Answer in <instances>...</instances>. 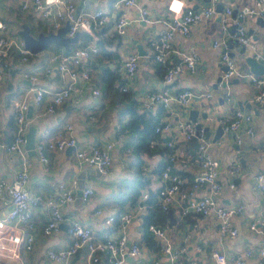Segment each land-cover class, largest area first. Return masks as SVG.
<instances>
[{"label": "crops", "instance_id": "1", "mask_svg": "<svg viewBox=\"0 0 264 264\" xmlns=\"http://www.w3.org/2000/svg\"><path fill=\"white\" fill-rule=\"evenodd\" d=\"M23 1L0 0V18L6 24L5 34L20 37L18 29L22 23L29 24L35 34L56 30L51 24V18L42 19L32 6L23 9ZM72 1L78 9L92 11L101 8L106 14V24L96 29L93 35L88 33L91 38L85 44L99 47L95 37H100L104 52L99 50L86 61L92 74L90 83L83 86V89L74 90L54 112H45L46 101L35 104L32 93H27L30 115L28 116L27 111V117L30 124L37 126L35 143L65 131L68 123L72 125L76 143L63 150H45L48 157L47 169L37 155L29 156L30 167L26 186L32 195L40 197V200L30 206L31 220L35 226L34 240L30 249H21L17 261L0 258V264H55L47 258L46 251L65 248L70 242V237L67 233V223H63L59 231L52 235L42 234V227L48 216L44 198L48 192L55 191L58 182H69L72 178L77 180L76 191L80 186L89 184L93 186L94 192L90 201L84 203L75 191L74 200L61 207L66 218L76 219L89 226L97 238L124 234L129 243L137 242L141 248L140 256L134 259L137 264H149L161 258L162 242L149 233L145 226L147 219H156L155 216L151 217V213L158 204V196L155 197L154 203H149L147 198L142 200V193L156 192L162 186L163 181L157 170L166 162H170L183 176V189L190 188L192 178L199 170L197 153L193 158L181 127V124L188 121L190 109L198 110L197 119L202 126H208L209 139L212 140L219 125L217 118L232 113L237 108L252 112L251 124L254 134L249 135L244 127L240 128L237 134L241 141L238 143L236 133L224 131L216 141H211L210 152L220 161L219 179L222 188L217 196L219 202L223 205L243 204L242 212L232 218L233 225L239 229L238 236L233 240L220 238L212 213L205 217L193 212L181 216L182 203L177 199L170 205L171 217L167 211L162 225L169 227L168 237L174 247L181 246L187 236L186 251L181 256L185 262L196 257L195 248L200 246L202 252L198 255V260L201 264H213L210 258L212 251L218 250L231 257L245 248L254 250V255L246 264H259L256 250L262 245V241L258 235L248 230V225L264 217V192L258 190L254 183L255 173L264 170V104L251 101L252 83L249 73L252 72L245 57L253 56L252 50L245 47V50L241 51L242 44L238 41L228 42V38H233L232 32L229 31L232 24L226 31L222 30L220 15L223 11L215 12L211 17L193 24L188 36L175 33L171 40L168 62H178V52L193 53L197 56V65L194 70L185 69L180 72L170 87L172 90L191 89L195 96L187 106L173 102L164 107L150 102L149 99L150 93L163 88L162 74L165 71V67L152 58L151 41L171 18V12L167 8L169 0H138L148 9L149 21L140 19L136 7H120L114 10V0ZM182 1L184 8H201L210 2ZM254 1L219 0L218 3L223 4V8L230 5L240 12L253 5ZM122 12L126 13L128 24L125 33L119 35L115 30V22ZM239 21L248 31L252 30L251 33L256 35L257 46L264 50V26L247 15ZM80 34L78 41L71 43V50L81 44ZM214 40H223L225 45L220 48L213 47ZM58 48L62 46L52 44L38 53H33L28 64L24 65L19 63L16 53L10 57L12 66L0 83L2 140L9 141L15 131L12 99L22 97L30 83L20 76L19 69L43 63L46 54ZM223 50L235 60L240 71V74L227 79L230 80L226 84L227 93H224L225 87L221 83L213 85L216 76L223 75L225 71V63L221 59ZM129 52L139 55L138 67L133 76H127L123 68V60ZM111 74L117 77L113 83L109 82ZM36 84L56 91L59 88L56 70L53 69L47 76H40ZM122 86L128 89L123 91ZM94 87L99 89V94H92ZM206 92H211L212 96L200 95ZM240 104L243 108H240ZM130 108L138 114L135 121L136 128L139 122V133L125 127L130 118ZM202 112H207V119L201 116ZM152 121H157V124L168 121L170 129L156 132L155 128H151ZM107 142L114 143L111 150L112 166L108 174H101L93 166L76 161V150L92 145H104ZM170 155H174L173 161H169ZM232 160H237L241 165L240 171L234 177L228 173ZM18 167L17 154L0 150V172L5 178L12 179ZM137 169L143 174L144 186L141 188V194L134 200L122 202V198L126 196L123 185L136 179ZM231 180L235 183L234 187L228 185ZM207 192L208 185L201 184L194 197ZM141 203L143 206H139ZM8 209L9 206L0 203V216ZM127 211L131 212L132 218L125 224L120 221V216ZM109 216H115L112 223H107ZM83 260L84 253L78 251L70 264H81ZM103 261L104 259L97 264H103Z\"/></svg>", "mask_w": 264, "mask_h": 264}, {"label": "built area", "instance_id": "2", "mask_svg": "<svg viewBox=\"0 0 264 264\" xmlns=\"http://www.w3.org/2000/svg\"><path fill=\"white\" fill-rule=\"evenodd\" d=\"M219 0H210V2L201 8H184L182 0H169L168 10L171 12V18L165 22V26L160 30L151 41L152 58L165 67L162 74L163 88L149 94L150 102L160 104L164 107L175 102L181 106H187L195 96L191 89L172 90L170 87L174 78L185 69L194 70L197 65V56L193 53L178 52L180 60L174 64L168 62V54L171 50V40L175 33L188 36L193 24L211 17L216 12V4ZM146 2V0H145ZM32 6L40 17L51 18L53 28L57 29L65 22H68L66 34L72 36L75 32H86L91 35L95 30L104 26L107 22V16L101 8L89 11L78 9L72 0H24L22 8ZM114 10L120 7H136L140 19L149 21L148 9L144 3L138 0H114L112 2ZM121 10V9H120ZM232 6L223 8L221 17V28L226 31L229 25L235 24L236 28L231 36L240 44L252 50L253 57L264 61V50H261L256 43L253 34L239 21L244 16L252 19L261 17L264 19V0H255L253 5L246 10L232 15ZM128 18L125 12L119 14L115 22V30L119 35L125 33ZM5 22L0 18V83L3 81L7 71L11 68L10 57L13 54L18 55L20 64H28L30 56L33 54L25 47L21 37H15L4 33ZM100 42V37H95ZM224 44L223 40H214L213 47L220 48ZM225 45V44H224ZM99 51L98 45L78 46L74 50H66L63 47L50 50L43 63L32 67H21L19 74L22 78L29 80L25 94L22 97L12 99V113L15 125V131L9 141L1 139L0 150L13 152L19 158V167L12 179L5 178L0 172V203L9 206L6 213L0 216V258L8 261H17L22 248L30 249L34 240L35 226L31 220L30 206L35 204L40 197L32 195L27 189L29 177L30 160L25 148V134L30 125L27 111L29 103L27 93H32V99L35 104L46 101L45 112L52 113L58 106L65 102L71 93L76 89H83L91 81V71L86 61ZM139 55L136 52H129L123 60V68L127 76H133L138 67ZM221 59L224 61L227 69L222 77L228 79L240 74L235 60L226 50L221 52ZM53 69L56 70L59 82V88L51 91L48 88L36 84L38 78L42 75L47 76ZM249 79L252 83L251 101L264 104V73L258 75L249 73ZM126 91L128 88L122 86ZM93 95L99 94L98 88H92ZM200 95L212 96L211 92L201 93ZM1 114V108H0ZM253 114L251 111H245L237 108L232 113L220 115L217 121L222 126L223 131L236 133V141L239 143L241 138L237 132L244 127L249 135L254 134L252 126ZM185 140L196 136L198 141V152L196 160L199 164L198 172L193 176L191 186L188 190L183 189L184 178L177 172L170 162H166L160 172L163 181L158 190V205L161 210L168 211L171 203L177 199L181 205V216H187L193 212L199 216L205 217L212 213L218 227L220 238L229 240L235 239L239 234V229L232 223V218L242 212L243 204L223 205L219 202L217 196L221 191L222 184L219 179L220 161L210 152L211 141L206 137L204 126L196 127L193 122L181 124ZM1 129V127H0ZM170 129L168 121L157 124L156 132L167 131ZM76 139L72 134V125L66 124L65 131L58 132L55 136H50L46 140H40L35 143V151L39 160L47 169L48 157L45 150H63L66 147L74 146ZM113 142H107L104 145H92L87 148H81L75 151L74 155L78 163H85L93 166L101 174H108L112 166ZM264 147V145H263ZM174 155H170L169 161H173ZM240 164L237 160H232L228 166V173L234 177L240 171ZM254 183L258 190L264 192V170H258L255 173ZM201 184L208 185V192L194 197L195 192ZM234 187L235 183L231 180L228 184ZM77 180L72 178L69 182H58L54 192H48L44 198V204L48 209L46 223L42 227V234L52 235L59 231L63 223H67V233L70 242L63 249H48L46 256L55 264H70L73 256L78 252L84 253V260L81 264H97L102 259H106L109 264H137L136 259L141 254V248L137 242H128L126 235L121 234L116 237L105 236L97 238L93 230L76 219L66 218L61 210L64 204L72 202L75 198ZM92 185H85L82 188L81 200L88 203L93 195ZM148 194L142 193V200H145ZM139 206H143L141 203ZM100 212V210H97ZM115 216H109L107 223H112ZM131 212H123L120 216L122 223L131 221ZM167 225H158L150 223L147 230L162 242V257L151 261L149 264H201L198 255L202 248H195L196 257L185 262L182 254L186 251L187 236L184 237V243L179 247H174L168 237ZM248 230L261 239L262 245L256 250L259 257V264H264V217L258 221H253L248 225ZM254 255V250L245 248L234 256L228 257L225 253L215 250L210 254L213 264H246Z\"/></svg>", "mask_w": 264, "mask_h": 264}, {"label": "water", "instance_id": "3", "mask_svg": "<svg viewBox=\"0 0 264 264\" xmlns=\"http://www.w3.org/2000/svg\"><path fill=\"white\" fill-rule=\"evenodd\" d=\"M223 11V4L217 3L216 4V12H222ZM237 12V9L232 10V15L234 16ZM222 17V14L220 15V18ZM255 22L260 24L261 26H264V19L261 17H256ZM69 23L65 22L64 25L60 26L54 31H49L47 33L40 31L37 34L33 33L32 28L30 27L29 24L27 23H22L20 28L18 29V34L22 38L24 45L26 48H28L32 53H38L46 48L49 47L51 44H55L58 46H62L66 50H71V43L77 42L79 38L80 32L77 31L75 32L72 36H68L66 34L67 28H68ZM236 28L235 24H232L229 27V31L233 32ZM251 33L252 30H249ZM253 37L256 38V35L253 34ZM237 42L235 38H228V42ZM231 45V43H229ZM245 50V46H241V51ZM245 60L247 64L250 66V70L252 73L261 75L264 73V61L262 59L257 60L255 59L252 55H247L245 57ZM227 66L225 65L223 67V70H226ZM230 80L224 79L222 77V74H219L215 78L214 86L218 85V83H221L222 86H224V93L228 92V88L226 84H228ZM240 108H243V106L240 104ZM28 116L29 115V110H28ZM201 116L205 119L208 118L207 112H202ZM198 118V110L197 109H190L188 113V121L187 122H193L195 123L196 127L202 126V123L197 119ZM204 129L206 131V137L209 138L210 136V131L208 126H204ZM37 132V126L35 124H30L28 126V130L25 134V148L27 149L28 156H33L36 155L35 151V135ZM223 128L219 124L216 127V130L212 136V141H216L222 134H223ZM115 141L116 139L113 138ZM186 143L189 146V150L193 158L195 157L196 153L198 152V141L196 139V136H192L189 140H186ZM82 188L83 186H80L76 194L78 197L81 196L82 193ZM10 208V207H9ZM168 214L171 217V210H168ZM68 227V225H67Z\"/></svg>", "mask_w": 264, "mask_h": 264}, {"label": "trees", "instance_id": "4", "mask_svg": "<svg viewBox=\"0 0 264 264\" xmlns=\"http://www.w3.org/2000/svg\"><path fill=\"white\" fill-rule=\"evenodd\" d=\"M90 38H91V36L88 33L82 32L80 34L81 44L79 45V47L84 46L86 44L87 40H89ZM98 44H99V50L101 52H104V48H103L104 44H102V41L98 42ZM97 53H95V54H97ZM116 78L117 77L115 74H111V76L109 78V82L113 83ZM129 114H130V118H129V121L125 127L132 130L133 132L137 131L136 133H139V131H138L139 122H137V128H136V121H135L136 116H138L137 112L134 109L130 108ZM148 123H150V122H148ZM157 123H158L157 121H152L151 122V128L154 129L155 126L157 125ZM140 135H142V134L140 133ZM165 164L166 163H164L161 167L158 168L157 171L159 173L162 171ZM135 178H136L135 180L127 182L125 185H123L125 188V195L126 196L124 198H122L123 199L122 202H125L126 200H134L141 194V188L144 186V181H143V174H141L140 169H137ZM158 190L156 192H149L148 193L147 202L154 203L155 197L158 195L157 194ZM166 214H167V211L161 210L160 206L158 204H156L154 211L151 213V217L155 216L156 219H147L145 221L146 228H147V225L150 223L162 225V223H164V221H165ZM103 264H109V263L107 262L106 259H104Z\"/></svg>", "mask_w": 264, "mask_h": 264}]
</instances>
